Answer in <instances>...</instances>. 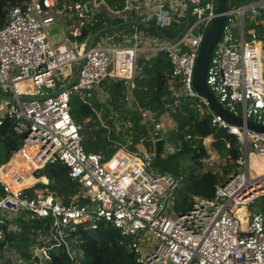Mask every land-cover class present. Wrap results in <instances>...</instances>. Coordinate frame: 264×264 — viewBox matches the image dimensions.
<instances>
[{
    "label": "built area",
    "instance_id": "1",
    "mask_svg": "<svg viewBox=\"0 0 264 264\" xmlns=\"http://www.w3.org/2000/svg\"><path fill=\"white\" fill-rule=\"evenodd\" d=\"M216 9L214 0H124L122 9L105 0H27L9 10L0 29V78L3 95L14 100L0 102V127L12 120L21 145L7 163L1 162L0 153V241L11 231L13 219L26 214L50 220L51 234H39L38 244L62 239L69 226L95 229L104 221L120 232L121 245L137 264H264V214L259 207L248 212L244 208L260 199L264 206V134L247 126L248 122L264 126V51L255 28H246L247 14L258 16L264 0L230 8L207 74L212 94L232 115L244 119L242 126L216 115L194 89L196 60ZM119 18L153 24L159 30L183 27L184 33L174 44L160 36L149 40L147 34L133 40L128 35L111 36L98 44L101 35L87 52L97 29ZM59 20L69 22L65 41L53 40L48 31ZM159 52H166L171 62L170 85L177 82L180 93L197 101L212 125L235 136L240 148L237 171L216 187L214 197L193 196L190 206L181 209H177L181 179L152 170L157 143L163 141V152L169 146L166 133L174 125L167 130L156 114L141 110L140 124L149 133L151 148L146 149L143 140L137 152L119 144L106 160L85 152L81 126L71 115V97L78 94L92 107L88 98L102 92L99 86L105 80H121L133 91L140 55ZM84 59L69 89L54 95L66 86L62 84L53 94L44 92L57 88L60 77L67 78V69ZM13 161L26 162L32 169L26 176L7 170ZM56 162L65 165L69 178L78 184L68 203L49 186L46 167ZM29 177L34 182L23 186ZM142 234L153 236V248ZM38 244L33 257L39 262L34 264H45L48 248Z\"/></svg>",
    "mask_w": 264,
    "mask_h": 264
},
{
    "label": "trees",
    "instance_id": "2",
    "mask_svg": "<svg viewBox=\"0 0 264 264\" xmlns=\"http://www.w3.org/2000/svg\"><path fill=\"white\" fill-rule=\"evenodd\" d=\"M25 1L27 0H0V29L7 22L9 10L21 6ZM105 1L112 8L124 7V0ZM252 1L256 0H230L229 5L232 9ZM253 18L250 29L255 28L263 42L264 51V10ZM122 22L124 19L119 18L113 20L108 27H99L97 30L109 29ZM129 26L120 28V35L114 36L123 39L130 33L125 29ZM152 27L156 29L153 24ZM162 31L168 38H175L181 32L174 25ZM152 33L159 36L154 30ZM86 37L87 33L80 40L83 41ZM171 73L172 65L166 52H159L152 57L141 55L137 61V73L134 78L136 87L133 91L130 92L121 80L108 79L99 86L102 92L93 94L95 106L85 104L77 94L71 97L70 107L74 121L81 126V143L85 152L101 154L106 160L112 158L119 144L125 145L131 152H137L143 140L144 147L151 148L149 133L146 127L140 124L141 110L154 113L161 120L169 117L174 123V128L166 133V137L178 151L167 156L162 152L160 156L155 157L153 164L156 172L181 179L177 193V209H181L190 206L193 196L214 197L216 187L227 180L226 176L228 178L229 174L237 171L236 161L240 157V148L237 138L225 129L213 126L212 118L202 112L197 101L181 94L176 82L172 88L168 78ZM104 95L109 99L108 104L103 103L99 97ZM127 95H130V98L126 102ZM103 110L106 113L105 121H102L111 129L110 133L102 127L97 116V113ZM209 137L214 140L212 146L215 151L225 160L223 175L197 166L189 174L183 175L182 156L189 154L192 163L200 164L209 156L205 146V140ZM20 145V136L14 132V122L7 120L0 127L1 162L7 163ZM46 173L50 188L61 200L68 203L69 198L78 191V184L69 178L68 168L56 162L46 167ZM2 195L0 188V196ZM13 222L18 231H8L6 239L0 241V264H18L14 260L1 262V252L7 247L16 249L20 259L35 263L29 251L30 247L38 244L39 234H51L50 220L29 218L26 214H21L15 217ZM121 241L120 232L110 223L103 221L95 229L84 224L69 226L64 229L62 239L38 245L48 248L50 259L45 260V264H137L135 256L121 245Z\"/></svg>",
    "mask_w": 264,
    "mask_h": 264
},
{
    "label": "rangeland",
    "instance_id": "3",
    "mask_svg": "<svg viewBox=\"0 0 264 264\" xmlns=\"http://www.w3.org/2000/svg\"><path fill=\"white\" fill-rule=\"evenodd\" d=\"M194 22H195V18L191 17V24H193ZM253 22H254V18L252 17V15L250 13L247 14V16H246V28H247V31L250 30V25ZM111 23H113V20L111 21ZM66 25H69V22H67ZM66 25L64 24L63 20H59L56 23L51 24L48 27V31H49V34H50L51 38L53 40H55V41H59V40L65 41V37H66V35L68 33ZM125 29H128L130 31V33L128 34V37L131 38L132 40H133V37L135 35L141 36V34H147L149 36V40H151V38H154V39L158 38V36L153 34L152 31L145 30L144 28H141L138 25H130L129 27H126ZM176 29L178 31L179 30L182 31L183 27H178ZM121 31L122 30L117 29V30L108 31L107 33L102 34V37H100L97 40L98 44L103 39H107V38H109L111 36H114V35H120ZM80 67H81V63H79V64L75 63V64L71 65L67 69V73H69L67 75V78L66 79H62V76H61L60 80H58L57 88H55L53 90H44V92L49 93V94H53L54 92L60 90L62 84L67 85L71 81V79L75 75H77V73L80 70ZM58 73H61V72L58 71ZM93 94L94 93H92L89 98L87 97V94H84V96L86 98H88V100L91 102L92 105H94V95ZM99 97L102 98L101 101L103 103H105V104L109 103V99H108V97L106 95L99 96ZM105 113L106 112L104 110L103 111H99V114H100L102 120H104V121H105V117H104ZM119 121H120V119H119ZM163 122L165 123V126H166L167 130H169L174 125L173 121L169 117L165 118L163 120ZM119 125H121V124H119ZM165 139H166V143L169 146L167 148L163 149V154L165 156H167V155H170V154H173V153L177 152L178 151L177 147L173 143H171L166 136H165ZM213 142H214V140H213L212 137H209L208 139L205 140V146H206V148L208 150L209 156L205 160L201 161L200 164L196 165V164L192 163L191 160H190V155L189 154H184L182 156V158H181V171H182L183 175L189 174L191 171H193L196 168V166L201 168V169H203V170H212V171H214L215 173H217L220 176L223 175V168H224V165H225V160L222 159L219 156V154L215 151V149L212 146ZM138 148L142 149L141 146H138ZM17 168H18L19 171L21 169H24L25 171H24L23 175L26 176L30 172V170L32 169V166L27 164L26 162L21 161L20 165ZM152 170L156 171V168H155L154 164H152ZM225 179H227V176H226ZM255 207H259L260 210L262 211V213L264 214V206H263V200L262 199L256 201L255 205L246 206L244 208L248 212V211H252L253 208H255ZM11 230L12 231H18V228H17L16 224L13 221H12ZM141 237L144 239L145 244L148 245L149 248H153L155 246V241H154L153 236H151L149 234H142ZM35 248H36L35 246L30 247L29 251H30V253L32 255L38 254V252L35 250ZM1 253H2L1 254V258H2L1 262L2 263L5 262L6 260H14L18 264H34L32 262H28V261H25L23 259H20L19 255H18V251H16V249H12L10 247H7Z\"/></svg>",
    "mask_w": 264,
    "mask_h": 264
},
{
    "label": "water",
    "instance_id": "4",
    "mask_svg": "<svg viewBox=\"0 0 264 264\" xmlns=\"http://www.w3.org/2000/svg\"><path fill=\"white\" fill-rule=\"evenodd\" d=\"M229 1L230 0H214V3L217 7L216 9L217 16L212 21L210 27L208 28L205 34V37L203 39V42L201 44L199 53H198V57H197L195 69H194V89L201 97L205 98L208 101L211 109L214 111L216 115L220 116L223 120H225L230 125L242 126L244 124V119L236 117L232 115L228 110H226L217 101L216 97L212 94L207 84V74H208L210 62L214 55L215 48L217 44L219 43L220 38L222 36L224 26L227 22L228 13L230 10ZM189 10L190 8L187 9V13H189ZM128 25L142 26L148 31L154 30L162 39L166 40L169 43H173V44L176 43L184 33V31H182L174 39H171V38H168L162 30L153 29L147 23L141 22L139 20H128L120 24L114 25L109 29L97 30L89 41V44L87 46V52H89L92 49L96 40L102 34L107 33L110 30H117V29H120ZM188 26H189V14H187V17H186L185 30L188 29ZM85 62H86V59L83 60L80 70L77 73V75L74 76L71 79V81L62 90L55 93L54 95H58L59 93L66 91L77 81L78 76L80 75V71L82 67L84 66ZM0 99L10 100V101L14 100L13 97L1 96V95H0ZM26 99L29 100V98H26ZM247 126L256 132L264 134V126L261 124L248 122ZM162 145H163L162 140L157 143V156H160L162 153ZM34 260L37 263L39 262L38 258H35Z\"/></svg>",
    "mask_w": 264,
    "mask_h": 264
},
{
    "label": "bare ground",
    "instance_id": "5",
    "mask_svg": "<svg viewBox=\"0 0 264 264\" xmlns=\"http://www.w3.org/2000/svg\"><path fill=\"white\" fill-rule=\"evenodd\" d=\"M6 168H7V170L11 168V171L19 172V173L22 174V175H23V173H24V171H25L24 169H21V170L19 171L16 165L7 166ZM33 182H34V179L31 178V177H29V178L24 182L23 186L30 185V184H32Z\"/></svg>",
    "mask_w": 264,
    "mask_h": 264
},
{
    "label": "crops",
    "instance_id": "6",
    "mask_svg": "<svg viewBox=\"0 0 264 264\" xmlns=\"http://www.w3.org/2000/svg\"><path fill=\"white\" fill-rule=\"evenodd\" d=\"M176 83H177V82H176ZM2 85H3V84H2V81H1V78H0V95H1V96H4L3 93H2V89H1V88H2ZM176 85H177L176 87H179V88H180V85H179L178 83H177ZM174 86H175V82H174L173 87H174ZM173 87H172V88H173ZM175 94H177V92H176ZM1 101H3V99H0V102H1ZM20 162H21V161H17V162L13 161V162L10 164V166H12V165H16V166L18 167V166L20 165Z\"/></svg>",
    "mask_w": 264,
    "mask_h": 264
}]
</instances>
